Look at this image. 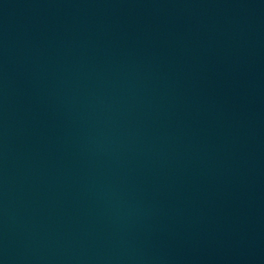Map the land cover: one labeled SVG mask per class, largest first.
<instances>
[{
    "label": "water",
    "instance_id": "obj_1",
    "mask_svg": "<svg viewBox=\"0 0 264 264\" xmlns=\"http://www.w3.org/2000/svg\"><path fill=\"white\" fill-rule=\"evenodd\" d=\"M0 264H264V0H0Z\"/></svg>",
    "mask_w": 264,
    "mask_h": 264
}]
</instances>
